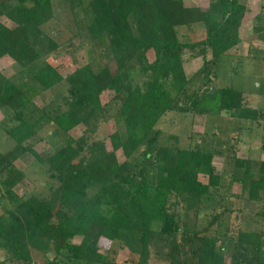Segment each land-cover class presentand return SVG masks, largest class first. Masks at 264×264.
Instances as JSON below:
<instances>
[{
  "label": "trees",
  "instance_id": "1",
  "mask_svg": "<svg viewBox=\"0 0 264 264\" xmlns=\"http://www.w3.org/2000/svg\"><path fill=\"white\" fill-rule=\"evenodd\" d=\"M66 1L76 15H85L91 38L107 37L114 70L105 66L94 71L85 64L63 76L47 61L58 43L42 29L54 15L52 1L0 0V58L7 55L21 67L36 64L33 79L41 91L62 80L68 84L64 109L34 117L24 115L30 100L26 92L12 81L0 82V110L8 108L15 119L7 131L15 151L0 154V183L13 203L0 212V264H32L33 249L55 252L46 264H53L57 255L71 262L114 264L100 251L103 242L120 243L138 256L136 264H264L263 230H239L233 240L195 228L202 198L220 177L212 165L213 152L180 147L175 135L169 136L172 143L161 144L156 127L169 110L258 116L257 109L243 105L242 93L229 87H209L186 94L188 102H178L188 83L183 49L199 46L204 55L210 54L211 64L216 62L240 42L245 5L240 0H209L207 8L185 6L183 0ZM195 24L203 25L204 37L181 41L177 27ZM135 69L141 73L139 81L133 80ZM105 90L113 92L109 101L118 105L121 125L109 136L110 150L93 137L108 116L109 102L101 101ZM43 122L54 125L64 138L46 156L33 148ZM78 125L86 132L70 137L68 132ZM117 150L124 155L121 162ZM23 153L44 166L46 195L21 197L14 192L23 173L11 159ZM251 162L235 159L242 173L236 179L246 185L247 198L257 201L264 190V160L255 166ZM200 174L208 177L206 183ZM217 219L218 213L212 222ZM75 237L79 243L72 242Z\"/></svg>",
  "mask_w": 264,
  "mask_h": 264
},
{
  "label": "rangeland",
  "instance_id": "2",
  "mask_svg": "<svg viewBox=\"0 0 264 264\" xmlns=\"http://www.w3.org/2000/svg\"><path fill=\"white\" fill-rule=\"evenodd\" d=\"M54 8L53 17L43 26V31L56 40L58 48L47 57L63 76L76 67L89 65L94 71L105 66L115 69V63L105 35L91 38L86 30L85 15H76L69 9L66 0H51ZM200 2L198 7L207 8L209 0H185V6H192ZM246 7L244 24L240 35V42L231 48L226 54L220 56L216 62L210 61V54L204 55L200 47L194 49L184 48L183 66L188 83L178 96V102L186 101V94L199 93L209 87H229L239 90L243 96L245 107L258 110V116L254 119H246L222 110L214 114H198L194 111H167L157 122L156 127L161 130V144H170L174 140L169 136L178 138L180 147H198L202 150L213 152L212 165L214 171L219 174L217 186L210 188V193L202 198L198 209V215L194 218V226L197 230H205L209 234H217L220 238L227 236L235 240L239 230L261 231L264 230V194L262 206H257L255 201L247 198L246 185L239 182L236 177L241 176V170L236 168V158L251 160L252 166L257 165L258 158L264 157V0H240ZM1 20L11 26L12 22L5 17ZM205 35L203 25L195 24L191 27H177V36L181 41L194 42L201 40ZM148 60L153 59L152 51L147 53ZM208 60V64H204ZM36 64L21 67L11 57L5 55L0 58V82H14L29 96V102L24 107V115L40 116L42 112L54 114L57 107L65 108L64 102L68 99V84L62 80L50 89L41 91L33 74ZM133 80H141V73L135 69ZM166 86L169 87L168 82ZM113 92L105 90L101 93V101L109 102L108 116L100 123L94 138L104 141L107 149H111L110 134L121 129L118 122V105L111 100ZM13 112L8 108L0 110V154L8 155L15 151V142L7 131L14 122ZM86 132L82 125H78L68 132L72 138H77ZM40 140L34 142L33 148L38 153L46 156L54 147L60 146L63 134L56 130L54 125L41 123L38 129ZM119 162L124 160L121 150L116 151ZM12 164L20 170L22 178L13 186L18 196L24 197L30 194L43 196L49 192L47 187L48 175L44 166L38 164L30 153L14 156ZM5 172V173H4ZM2 172L5 179L7 172ZM239 172V173H238ZM199 179L206 183L208 177L199 175ZM0 212L11 208V203L5 197L6 192L0 183ZM260 207V208H259ZM259 208V211L257 209ZM261 208L262 211H261ZM259 212V213H258ZM218 213V219L212 222L214 214ZM212 222V223H211ZM207 229V231H206ZM230 240V239H229ZM80 237L72 239L73 243H79ZM231 243L233 241H230ZM228 243V246L230 245ZM233 244V243H232ZM100 251L108 255L114 264H136L137 255L129 252L118 242H103ZM32 264H46L53 260L55 252L51 249L46 253L32 250ZM231 250L226 252V261L229 262ZM4 257V251L0 249V259ZM10 264V263H5ZM53 264H85L84 261L64 259L57 255ZM239 264H248L239 261Z\"/></svg>",
  "mask_w": 264,
  "mask_h": 264
},
{
  "label": "crops",
  "instance_id": "3",
  "mask_svg": "<svg viewBox=\"0 0 264 264\" xmlns=\"http://www.w3.org/2000/svg\"><path fill=\"white\" fill-rule=\"evenodd\" d=\"M183 3L185 4V0H183ZM200 2H198V3H195L194 5H192V6H199V5H201V4H199ZM243 24H244V16H243V19H242V24H241V28H240V35H241V31H242V29H243ZM262 152H263V155H264V151L262 150ZM259 160L258 161H263L264 160V157H260V158H258ZM259 194H260V199L259 200H257V201H255L256 202V205L257 206H260V207H263L262 206V204H263V202H262V197H263V194H264V190H262V191H259ZM259 207V208H260ZM259 208L257 209V211H259ZM262 209L263 208H261V211H262ZM259 213V212H258ZM263 232H264V230H263ZM264 238V237H263Z\"/></svg>",
  "mask_w": 264,
  "mask_h": 264
}]
</instances>
